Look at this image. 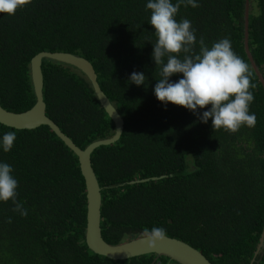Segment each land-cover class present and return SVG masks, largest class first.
Segmentation results:
<instances>
[{
	"label": "trees",
	"instance_id": "1",
	"mask_svg": "<svg viewBox=\"0 0 264 264\" xmlns=\"http://www.w3.org/2000/svg\"><path fill=\"white\" fill-rule=\"evenodd\" d=\"M197 2L182 5L176 19L190 20L197 41L203 37L209 47L231 41L255 85L249 89L254 126L214 131L211 118L203 123L156 98L159 67L151 56L156 37L147 0H29L13 15L0 13V102L13 112L33 107L31 60L39 52L86 58L125 121L120 140L92 154L104 239L119 245L161 227L213 264H250L264 227V88L243 46L246 0ZM249 31L264 75V0H250ZM133 71L145 73L144 85L128 81ZM43 73L47 115L78 146L114 135L82 71L45 59ZM8 131L17 138L10 152L0 151V161L12 165L27 215L14 211L11 200L0 202V264L156 263L155 254L112 260L94 253L86 243V184L76 154L48 126L19 130L0 123V134ZM254 264H264V249Z\"/></svg>",
	"mask_w": 264,
	"mask_h": 264
},
{
	"label": "clouds",
	"instance_id": "2",
	"mask_svg": "<svg viewBox=\"0 0 264 264\" xmlns=\"http://www.w3.org/2000/svg\"><path fill=\"white\" fill-rule=\"evenodd\" d=\"M27 3L29 0H0V13L13 15ZM182 5L199 6L197 0H175V3L173 0H147L145 5L151 13L147 22L154 27L156 37L151 54L159 67L154 95L165 108L171 102L187 108L203 123L211 118L214 131L234 132L242 125L254 126L255 113L250 112L254 96L249 89L255 85L250 83L247 64L232 50L227 37L213 42L211 47L205 44L203 37L197 41L191 21L176 19ZM197 43L198 52L195 51ZM175 74L182 75L173 81L171 77ZM145 76L143 72L133 71L128 81L141 86L145 84ZM202 109L206 110L200 111ZM16 138V131L0 134V151L10 152ZM18 184L12 165L0 161V202L11 200L13 210L26 216L27 210L17 200ZM144 231L150 242L163 239L165 235L161 227Z\"/></svg>",
	"mask_w": 264,
	"mask_h": 264
},
{
	"label": "water",
	"instance_id": "3",
	"mask_svg": "<svg viewBox=\"0 0 264 264\" xmlns=\"http://www.w3.org/2000/svg\"><path fill=\"white\" fill-rule=\"evenodd\" d=\"M245 4L243 46L252 68L264 88V75L249 48L250 0H246ZM45 59H51L71 65L87 76L101 107L106 111L115 125V133L112 137L94 141L86 148H81L47 115V105L44 99L45 82L43 73ZM31 75L36 96L35 104L29 110L13 112L5 109L0 102V123L19 130L36 129L40 126H48L65 143V145L76 154L80 162L79 169L81 170L86 184V243L88 247L94 253L112 260H127L146 254H155L157 256L155 262H157L160 257H165L178 264H213L201 250L186 241L168 235H164L163 239L151 242L147 236L138 237L119 245H112L104 239L101 226L103 200L102 187L97 174L93 169L92 154L103 146H109L118 142L124 132L125 121L115 105L101 88L98 74L96 73L93 63L84 57L68 52L58 53L41 51L31 60ZM262 249H264V227L255 251V256L250 264H254Z\"/></svg>",
	"mask_w": 264,
	"mask_h": 264
},
{
	"label": "built area",
	"instance_id": "4",
	"mask_svg": "<svg viewBox=\"0 0 264 264\" xmlns=\"http://www.w3.org/2000/svg\"><path fill=\"white\" fill-rule=\"evenodd\" d=\"M156 264H166V263H164L162 261H158Z\"/></svg>",
	"mask_w": 264,
	"mask_h": 264
}]
</instances>
